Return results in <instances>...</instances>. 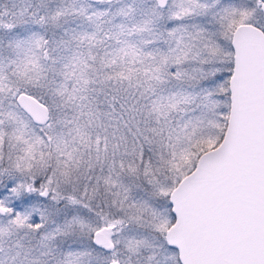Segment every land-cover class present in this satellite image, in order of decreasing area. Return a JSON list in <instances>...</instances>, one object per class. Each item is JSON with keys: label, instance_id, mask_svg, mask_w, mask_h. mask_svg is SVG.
I'll return each mask as SVG.
<instances>
[{"label": "snow or ice", "instance_id": "snow-or-ice-1", "mask_svg": "<svg viewBox=\"0 0 264 264\" xmlns=\"http://www.w3.org/2000/svg\"><path fill=\"white\" fill-rule=\"evenodd\" d=\"M0 264H264V0H0Z\"/></svg>", "mask_w": 264, "mask_h": 264}]
</instances>
